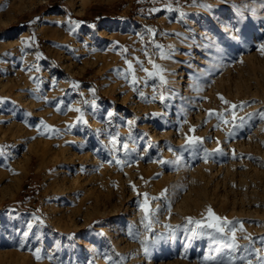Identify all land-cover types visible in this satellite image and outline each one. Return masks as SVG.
<instances>
[{
    "label": "rangeland",
    "instance_id": "1",
    "mask_svg": "<svg viewBox=\"0 0 264 264\" xmlns=\"http://www.w3.org/2000/svg\"><path fill=\"white\" fill-rule=\"evenodd\" d=\"M262 45L264 0L0 5V264H264Z\"/></svg>",
    "mask_w": 264,
    "mask_h": 264
},
{
    "label": "snow or ice",
    "instance_id": "2",
    "mask_svg": "<svg viewBox=\"0 0 264 264\" xmlns=\"http://www.w3.org/2000/svg\"><path fill=\"white\" fill-rule=\"evenodd\" d=\"M157 47H159V46H157ZM261 48L264 49V45H262ZM262 54H264V52H262ZM37 58L39 59V55H38ZM125 63L128 64V71L131 73L133 71L132 64L129 61H127V60L125 61ZM149 63H152V61H149ZM153 67L154 68H158V66L155 65V64H153ZM142 70L147 74L148 77H151V76L155 75V73L148 72V70L147 69H144L143 67H142ZM130 82L133 85H135L137 83V80H136L135 76H133V78H132V80ZM161 82L162 83L164 82L163 81V78H161ZM73 87H76V85H73ZM141 95H142V93H141ZM220 99L225 104L228 103L227 101H224L223 100V97H221ZM161 100H163V97H161ZM85 103H87V102L85 101ZM94 103L95 102L93 101V104ZM236 107H237L236 105H231V108L232 109H235ZM68 110L69 111H76L78 113L80 112V109L79 108H76V109L69 108ZM208 114L209 115H213L214 113L212 111H209ZM111 115H112V113H109V116H111ZM222 115L223 114H218L217 115V118L218 119H222ZM232 115H233V128L239 127L240 125H236L235 124V120H236L235 113L233 112ZM77 119L82 120L83 119V116L82 115L81 116H78ZM243 119L244 118H242V117L240 118V120H241L242 123H243ZM224 122L227 123V121H224ZM132 123H134V121H129V124H132ZM45 127H47V126H45ZM191 130L192 129H190V131ZM232 131L233 130H230L229 131V134H232ZM201 142H202V138H199V137H193L192 139H190V140L187 141V143L189 145H195V144L201 143ZM125 147H127V146L125 145ZM215 151H220V149L217 148ZM117 163H120V161H117ZM161 163H164V161H161ZM132 188H133V191H135V186L134 185L132 186ZM162 195H163V193H162ZM144 196H145V202H144V204L141 205V208L145 212L144 220H148V217H149L150 212H149V209L147 207V194H144ZM209 215H210V218H211V222L208 223L207 227L214 229L215 232L219 233L223 239H228L229 238V233H231V244L228 245V246L231 247V248H233V249L238 248L239 246L236 244L235 232L237 231V229H236L235 225L232 222L228 221L226 218H221V217L215 216L214 214H212L211 209H209ZM189 222H192L191 221V218H189ZM150 223L151 222L149 221V223L145 225V228L148 231L151 230ZM196 223L199 224L201 222L200 221H196ZM239 230L240 231H243V226L242 225H241V227H240ZM25 235H27V233H25ZM244 238L245 239H248V237H244ZM145 250H147V249H145ZM37 259H39V255H37Z\"/></svg>",
    "mask_w": 264,
    "mask_h": 264
},
{
    "label": "bare ground",
    "instance_id": "3",
    "mask_svg": "<svg viewBox=\"0 0 264 264\" xmlns=\"http://www.w3.org/2000/svg\"><path fill=\"white\" fill-rule=\"evenodd\" d=\"M14 0H0V5H3V4H5L6 2H13ZM18 1V0H17ZM16 3V2H15ZM84 3V2H83ZM85 4V3H84ZM83 4V5H84ZM76 5V4H75ZM74 6V5H73ZM80 7V6H79ZM47 16V15H46ZM50 18H52V17H50ZM45 19H49V18H45ZM52 20V19H51ZM40 25H42V22H41V24ZM66 25H71L69 22H67L64 26H66ZM63 26V27H64ZM68 27V26H67ZM40 30H44L43 28H40ZM65 31V30H64ZM69 186H71V185H69ZM63 189V188H62ZM62 192V191H61ZM58 193H60V192H58Z\"/></svg>",
    "mask_w": 264,
    "mask_h": 264
},
{
    "label": "trees",
    "instance_id": "4",
    "mask_svg": "<svg viewBox=\"0 0 264 264\" xmlns=\"http://www.w3.org/2000/svg\"><path fill=\"white\" fill-rule=\"evenodd\" d=\"M70 17V19L72 20L73 18H74V16H69ZM79 19V18H78ZM80 20V19H79ZM75 21V20H73L72 22H74V23H77V22H80V21Z\"/></svg>",
    "mask_w": 264,
    "mask_h": 264
}]
</instances>
